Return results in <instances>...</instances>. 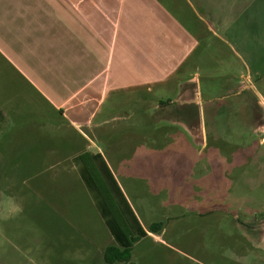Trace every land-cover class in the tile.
I'll use <instances>...</instances> for the list:
<instances>
[{
  "label": "rangeland",
  "instance_id": "374dc122",
  "mask_svg": "<svg viewBox=\"0 0 264 264\" xmlns=\"http://www.w3.org/2000/svg\"><path fill=\"white\" fill-rule=\"evenodd\" d=\"M115 1L128 9L132 31L141 30L142 20L147 41L172 47L178 44L174 29L195 37L203 30L199 46L166 85L109 92L94 127L83 129L93 143L0 55V264H107L103 250L114 240L74 162L83 150L102 155L146 228L163 223L159 239L135 244L132 263L264 264L261 235L250 230L264 225V131L245 112L264 109L254 103H264V79L246 65L236 36L250 37L244 15L237 20L238 9L224 0ZM193 77L207 111L206 140L174 127L172 117L148 118L144 111L194 110L173 89ZM251 77L254 87L226 89ZM213 110L227 114L214 119ZM215 207L226 210L219 232L205 229L207 220L196 215ZM243 235L257 243L252 255L262 263L237 259L251 252Z\"/></svg>",
  "mask_w": 264,
  "mask_h": 264
},
{
  "label": "crops",
  "instance_id": "0c3cea01",
  "mask_svg": "<svg viewBox=\"0 0 264 264\" xmlns=\"http://www.w3.org/2000/svg\"><path fill=\"white\" fill-rule=\"evenodd\" d=\"M261 1L224 0L228 7L235 11L238 9L239 16L244 15L245 28L251 31L248 33L251 38L248 35L240 37L239 33L236 36L243 38L240 43L247 58L246 65L255 71L258 81L264 79V0ZM119 3L115 0H0V55L55 111L61 112L68 127L82 134L89 143L93 140L83 129L91 131L94 127L99 105L109 92L142 88L149 91L151 86L166 85L190 59L199 46L197 38L204 32L201 30L195 37L187 29L181 36L179 30L174 29L178 44L172 47H169V41L165 45L157 42L156 38L152 42L147 41L143 25H140L142 20L138 22L141 30L132 31L128 9L125 12ZM232 78L235 79L234 76ZM225 80L227 84L228 78ZM247 80L242 84L229 81L231 83L226 85V89L232 87L228 91H235L236 87H254L253 78ZM173 89L179 94L178 101L182 99L183 105L194 110L178 113L156 111L151 115L146 108L145 114L148 118L172 117L174 127L183 126L195 140H206L207 111L203 107L199 80L193 77L186 82H178ZM254 103L259 104L257 99ZM212 112L214 119L227 114L226 110ZM245 112L252 113L254 123L264 131V109ZM212 126L219 138L218 122L212 121ZM225 214L226 210L220 207L196 212L197 216L207 220L205 229L211 228L215 232L220 231ZM209 215H213L211 222L208 221ZM139 221L148 233L139 242L147 238L159 239L158 233L149 232ZM250 230L255 234L259 232L264 244V225L250 227ZM243 236V239L248 237ZM248 241L243 248L251 244V252L245 251L237 259L262 263V256L252 255V252L257 253V243H251L250 238Z\"/></svg>",
  "mask_w": 264,
  "mask_h": 264
},
{
  "label": "trees",
  "instance_id": "16d2710c",
  "mask_svg": "<svg viewBox=\"0 0 264 264\" xmlns=\"http://www.w3.org/2000/svg\"><path fill=\"white\" fill-rule=\"evenodd\" d=\"M74 162L81 179L92 192L97 211L114 240V244L107 246L104 251L105 262L132 264L133 248L148 236L147 231L100 153L86 151L76 156ZM162 227V222H155L148 231L159 233Z\"/></svg>",
  "mask_w": 264,
  "mask_h": 264
},
{
  "label": "water",
  "instance_id": "95a60500",
  "mask_svg": "<svg viewBox=\"0 0 264 264\" xmlns=\"http://www.w3.org/2000/svg\"><path fill=\"white\" fill-rule=\"evenodd\" d=\"M259 105L261 106L262 105V107L264 108V104L259 100Z\"/></svg>",
  "mask_w": 264,
  "mask_h": 264
}]
</instances>
